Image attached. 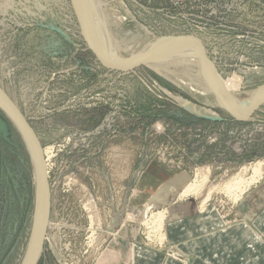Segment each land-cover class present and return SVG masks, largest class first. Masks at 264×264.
Here are the masks:
<instances>
[{
	"label": "rangeland",
	"instance_id": "1",
	"mask_svg": "<svg viewBox=\"0 0 264 264\" xmlns=\"http://www.w3.org/2000/svg\"><path fill=\"white\" fill-rule=\"evenodd\" d=\"M89 2L97 6L91 16L107 40L103 47L114 55L119 50L128 59L156 39L191 35L223 82L238 83V99L264 84V0ZM85 3L0 0V88L34 128L47 163L49 214L37 264H136L137 247L162 255L145 264H193L168 236L171 218L206 206L224 221L215 225L221 229L253 209L264 213V103L250 120H235L217 104L203 71L208 93L148 64L129 72L107 67L83 35L77 7L83 18ZM178 97L206 112H191ZM33 158L0 105V264L28 258L38 208ZM146 172L145 185L156 195L182 180L148 213L141 201L149 193L134 194ZM234 182L244 190L235 196L227 189ZM188 185L194 190L186 193ZM158 213L165 214L162 229L151 227ZM125 229L138 240L117 242Z\"/></svg>",
	"mask_w": 264,
	"mask_h": 264
},
{
	"label": "bare ground",
	"instance_id": "2",
	"mask_svg": "<svg viewBox=\"0 0 264 264\" xmlns=\"http://www.w3.org/2000/svg\"><path fill=\"white\" fill-rule=\"evenodd\" d=\"M89 1L85 0V2H86L85 3L86 4L85 5V7H86L85 13L86 14L85 15L86 16H83V18L86 17L85 18L86 22L84 21V19L82 18L81 15H80V18H81V21L83 22V24L85 26L86 33L88 36H90V39L92 40L94 46L96 47L97 50L100 51V53L107 59V61L109 63L115 64V65H118V64L131 65L132 62H134L138 58H141L142 56L146 55V53H149V51L155 49V47H158L162 43L169 41L170 37H166V38H162V39H156V40L148 43L147 45L145 44L146 47H144L143 50H141L139 52L136 51L135 53L132 54V57H130L128 59L122 57V55L119 53V50L117 51V55H114L113 54L114 49L109 47V45H105L106 49L103 47V43H106L107 40H105L104 35H100L99 33H97L98 30H97L96 23H95V21H93L92 16H91L93 10L96 9L97 6L95 5V2H89ZM76 2L78 3V0H76ZM81 3H83V0H81ZM144 43L145 42L143 41V45H144ZM126 45H128V44H126ZM129 45H132V44H129ZM127 47H129V46H127ZM122 49H123V47H122ZM106 50H108V51H106ZM122 54L124 55V53H122ZM179 56L181 57L179 62L175 63L174 61L178 60L177 57H179ZM147 64L150 67H152L155 71H157L159 73V75H161V76L163 75L165 77H168V79L171 81L176 82L178 79V80H181V82L184 81L187 84H190V86L192 85V86L197 87L199 90H202L203 92L205 90L206 91L205 93L209 92V90H207V88H210V87L208 85L202 84L200 82L201 76L198 75L199 71L200 72L203 71L207 75V73L204 69V64L198 55V51H197L196 47H194L191 43L189 44L187 41H185L183 39H177L175 41V44L171 48L161 52V54L156 55L155 57L151 58L150 60H147L145 65H147ZM213 65H214V63L212 62L213 72H214V75L216 77L219 89L221 90V93H222V96L224 98L225 103L230 108H232L235 112L237 111L238 113H241V114L248 113V111L250 110V106L252 104L251 102H252L255 94L257 93L258 89L255 91L252 90L249 93L248 98H246L244 100L238 99V97L234 94L235 90L238 87V83L234 82L233 79L232 80L230 79L229 82H227V81L223 82L221 75L218 74L217 69L215 70V68H214L215 65L214 66ZM207 79H209L208 75H207ZM176 84H177V82H176ZM242 97H243V95H242ZM178 99L180 100V102H182L184 105H186L187 109H189L191 112L194 111L198 114H203L206 112V111L204 112L205 109L203 110L202 107H200L194 103H190V102H188V100H184L183 98H180V97H178ZM262 102L264 103V97L262 99ZM0 103L2 105L4 104L6 107H8V109L10 111H12L13 116H15V121L17 122V125L20 126L22 132L24 133L25 139L27 140L30 151L34 157L33 158L34 159V165H35L34 167L36 168L35 169V182L38 184V196H37L38 197V205H37L38 208H37V215H36V220H35L36 224L34 225V226H36L35 227L36 229L34 228L36 230L35 237L32 238V240H31L32 241V243H31L32 249L29 252L31 253L30 254L31 259H32V255L35 256L34 259L36 260L35 261V264H36L38 259H39V256H40L39 253L41 252V249H42L43 238L45 236V227H46L45 225L48 222L47 217L49 214V211H48V208H49V197H48L49 182H47V174H48L47 168H46L47 163H46V160L43 158V155L41 154L42 150L39 148V145L37 144L36 139H34V137H32L28 126L23 123V121L20 119L19 115H17V113L14 111V108L16 110H18V109L15 107V105L11 104V101L9 100L8 97L5 96L4 90L1 88H0ZM217 104H219L218 101H217ZM219 106L221 107L220 104H219ZM49 151L48 150L45 151L47 156L49 154ZM49 157L50 156H48V158ZM259 171H260V168H256L255 172L259 173ZM255 176H257V175H255ZM236 180H237V178H236ZM242 182H241V184H242ZM247 183L251 184V183H253V181L247 182ZM241 186H243V184L238 185L237 182L236 183L234 182L230 185L228 184L227 189H228V191H232L233 195L234 194L236 195L235 190L236 191L239 190L240 192L244 191L243 189H241ZM193 190H194V188L192 187V185H188L185 188L186 193L193 191ZM208 198L209 197H207L205 200H207ZM207 209L208 208L205 206L202 210L204 212ZM164 219H165V214L164 213H158L152 219L151 227H156L157 229L158 228L162 229V226L164 227V222H163ZM150 222H151V220H150ZM26 261H27V259H26ZM26 261L24 264H26ZM29 264H31V263L29 262Z\"/></svg>",
	"mask_w": 264,
	"mask_h": 264
},
{
	"label": "crops",
	"instance_id": "3",
	"mask_svg": "<svg viewBox=\"0 0 264 264\" xmlns=\"http://www.w3.org/2000/svg\"><path fill=\"white\" fill-rule=\"evenodd\" d=\"M147 176V172L140 175V180L136 183V189L134 190L137 197L139 195L137 193H149L141 201L146 213H148L154 201L155 204L159 201L160 205L162 202L167 201V196L182 181L178 178L170 180L161 189H157L159 191L156 195V192L155 194L149 192V188L145 185ZM182 176H186V174H182L180 177ZM137 197L132 196L131 202ZM249 199L251 201V198ZM249 199L242 202L243 207L250 208V205H248ZM243 219L229 227L215 228V225L218 223L222 225L224 221L214 219L210 210L207 209L189 218H171L167 231L168 236L179 243V248L185 252L187 257L195 258L196 261L193 264H204L203 261L205 260H208L209 264H219L221 258L223 261L226 258L222 264H264V213H256L253 209L252 216ZM115 239H118L117 242L124 240L135 242L138 237L136 235L130 236L129 230L125 229V233L116 235ZM134 252L136 264H145V261H148L149 258L152 259L156 256L159 259V256L160 258L162 256L142 247H137ZM228 254H230L229 257ZM109 259L110 257L105 260L106 263H110Z\"/></svg>",
	"mask_w": 264,
	"mask_h": 264
},
{
	"label": "water",
	"instance_id": "4",
	"mask_svg": "<svg viewBox=\"0 0 264 264\" xmlns=\"http://www.w3.org/2000/svg\"><path fill=\"white\" fill-rule=\"evenodd\" d=\"M77 10H78L79 19L81 21L78 7H77ZM81 25H82L83 35L86 37V40H87L90 48L95 52V54L97 55V57L99 58L101 63L105 64L107 67H109L111 69L121 70V71H125V72L132 71L133 69H135L139 66L145 65L147 60H150L151 58L155 57L156 55L161 54V52L171 48L175 44V41L177 39H183V40L187 41L189 44L191 43L194 47H196V49L198 51V55L204 64V69H205V71L208 75V78H209L208 80H209V82L212 85V88L214 90V93H215L214 97L216 98L218 103L221 105V107L223 109H225L232 118H234L235 120L236 119L240 120V121L250 120V118H252V115L263 104L262 99L264 97V84L258 88L257 93L255 94V96L251 102L252 104L250 106V110L248 111V113L241 114V113H238L237 111L235 112L232 108H230L225 103L224 98H223L222 93H221V90L219 89V86H218V83H217V80H216V77L214 75L213 68H212V62L213 61L210 60V57L207 54L206 47L203 46L202 42L194 36H191V35H189V36H187V35H175L174 37H170L168 42L162 43L160 46L155 47V49L149 51V53H146V55H144L141 58H138L136 61L132 62L131 65H125V64L115 65V64L109 63L107 61V59L100 53V51L96 49L92 40L90 39V36L87 35L86 30H85V26H84L82 21H81ZM214 68L216 70V67H214ZM11 104L14 105L12 102H11ZM14 111L17 113V115H19V117L23 121V123L28 126L32 137H34V139H36L37 144L39 145V148L42 150L43 148L41 146V141H40V139H38V136H37L34 128L31 125H29L28 121L26 120V118L24 117V115L22 114L21 111L16 110L15 108H14ZM35 232H36V230L34 231L32 238L35 237ZM34 258H35V256L32 255V259L30 261L31 264H35L36 260Z\"/></svg>",
	"mask_w": 264,
	"mask_h": 264
},
{
	"label": "flooded vegetation",
	"instance_id": "5",
	"mask_svg": "<svg viewBox=\"0 0 264 264\" xmlns=\"http://www.w3.org/2000/svg\"><path fill=\"white\" fill-rule=\"evenodd\" d=\"M0 105L2 106V107H4L5 108V110L6 111H8V113L10 114V115H12L13 116V113H12V111H10L9 109H8V107H6L4 104L2 105L1 103H0ZM11 116V117H12ZM12 119L14 120V122H15V124L17 125V122L15 121V116H13L12 117ZM20 127V126H19ZM21 129V128H20ZM24 134V133H23ZM25 137V136H24ZM35 218H36V216L34 217V220H35ZM32 249V245H31V248H30V250ZM29 250V251H30ZM41 251H42V249H41ZM30 252L28 253V258H27V261H26V264H29V262L31 261V256H30ZM38 262V261H37ZM37 264V263H36Z\"/></svg>",
	"mask_w": 264,
	"mask_h": 264
}]
</instances>
